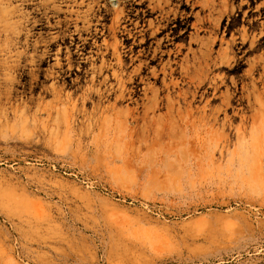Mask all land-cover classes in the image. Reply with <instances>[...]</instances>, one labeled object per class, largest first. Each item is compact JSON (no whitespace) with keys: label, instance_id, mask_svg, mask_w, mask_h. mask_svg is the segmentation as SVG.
<instances>
[{"label":"rangeland","instance_id":"1","mask_svg":"<svg viewBox=\"0 0 264 264\" xmlns=\"http://www.w3.org/2000/svg\"><path fill=\"white\" fill-rule=\"evenodd\" d=\"M0 264H264V0H0Z\"/></svg>","mask_w":264,"mask_h":264}]
</instances>
